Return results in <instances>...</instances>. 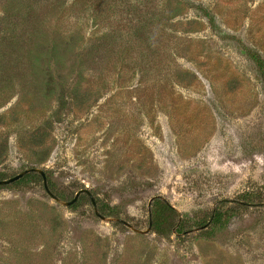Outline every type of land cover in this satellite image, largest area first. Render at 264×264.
Wrapping results in <instances>:
<instances>
[{
	"label": "rangeland",
	"instance_id": "374dc122",
	"mask_svg": "<svg viewBox=\"0 0 264 264\" xmlns=\"http://www.w3.org/2000/svg\"><path fill=\"white\" fill-rule=\"evenodd\" d=\"M248 48L264 0H0V180L41 168L60 199L36 171L0 184V264H264ZM84 188L107 219L64 204ZM155 196L183 231H155Z\"/></svg>",
	"mask_w": 264,
	"mask_h": 264
},
{
	"label": "trees",
	"instance_id": "16d2710c",
	"mask_svg": "<svg viewBox=\"0 0 264 264\" xmlns=\"http://www.w3.org/2000/svg\"><path fill=\"white\" fill-rule=\"evenodd\" d=\"M247 50H248V54L254 60V63L258 67L260 75L264 81V57L254 49L248 48ZM32 174H36V173L34 171H31L25 174L24 176H22L21 179L26 178L27 176H30ZM47 179L49 183L50 180L48 176ZM150 209L151 211L149 215L150 216L149 221L150 224L154 227L156 232L161 234H166V232L178 233L180 231H183L184 228L186 227L187 222L179 218L180 216L179 211L160 196H155L152 199ZM219 219H221V214L216 211L213 212V215L211 216L212 222L214 224L218 223ZM207 223L208 222L206 221L201 223L198 221L197 225H202L204 227V225Z\"/></svg>",
	"mask_w": 264,
	"mask_h": 264
},
{
	"label": "water",
	"instance_id": "95a60500",
	"mask_svg": "<svg viewBox=\"0 0 264 264\" xmlns=\"http://www.w3.org/2000/svg\"><path fill=\"white\" fill-rule=\"evenodd\" d=\"M31 171H36V172H38V173L41 174V176L43 177V182H44L45 189H46V191L48 192V194H49L51 197H53L54 199L60 201L59 197H58L54 192L51 191V189H50V187H49V184H48V179H47L46 173H45L44 169H41V168H37V167L27 168V169L23 170L22 172H20V173L14 175V176H12V177H10V178H8V179H2V180H0V184H9V183H12V182H14V181H16V180H19L22 176H24L25 174H27V173H29V172H31ZM83 192H84V193H87V194L89 195V197H90V199H91V202H92V204H93V206H94L95 213H96L100 218H102V219H107V217H106L105 215H103V214H101V213L99 212V210H98V206H97V202H96L95 198H94L93 195L90 193V191H89L88 189H86V188L79 190V191L76 193L75 197H74L72 200L65 201L64 204L67 205V206L72 205L73 203L76 202V200L78 199L79 195H80L81 193H83ZM114 219H115L116 221H119V222H121V223H123V224H125V225H127V226H129V227H131L130 223H129L128 221L122 219V218H114ZM149 230H150V228H148V229H147L146 231H144V232H148Z\"/></svg>",
	"mask_w": 264,
	"mask_h": 264
}]
</instances>
